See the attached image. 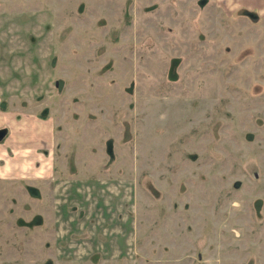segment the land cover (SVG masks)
I'll list each match as a JSON object with an SVG mask.
<instances>
[{
    "label": "rangeland",
    "instance_id": "374dc122",
    "mask_svg": "<svg viewBox=\"0 0 264 264\" xmlns=\"http://www.w3.org/2000/svg\"><path fill=\"white\" fill-rule=\"evenodd\" d=\"M261 1L0 0V264H264Z\"/></svg>",
    "mask_w": 264,
    "mask_h": 264
},
{
    "label": "flooded vegetation",
    "instance_id": "af4514ba",
    "mask_svg": "<svg viewBox=\"0 0 264 264\" xmlns=\"http://www.w3.org/2000/svg\"><path fill=\"white\" fill-rule=\"evenodd\" d=\"M240 17L246 18L248 21H254V22H261L263 20L261 13L257 12L256 10L245 11L243 14L240 15ZM10 134H11V130L9 128L5 127L4 125L0 126V144L5 143L6 140L8 139V137L10 136ZM0 161H2V160L0 159ZM0 163H2V162H0ZM10 180H12V179H10ZM4 184H6L5 181L2 184V186H5ZM13 184L20 185L18 183V181H14Z\"/></svg>",
    "mask_w": 264,
    "mask_h": 264
},
{
    "label": "crops",
    "instance_id": "0c3cea01",
    "mask_svg": "<svg viewBox=\"0 0 264 264\" xmlns=\"http://www.w3.org/2000/svg\"><path fill=\"white\" fill-rule=\"evenodd\" d=\"M262 2V4H264V0L263 1H261Z\"/></svg>",
    "mask_w": 264,
    "mask_h": 264
}]
</instances>
